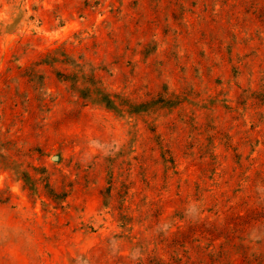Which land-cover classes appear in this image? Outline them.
<instances>
[{"label": "rangeland", "instance_id": "1", "mask_svg": "<svg viewBox=\"0 0 264 264\" xmlns=\"http://www.w3.org/2000/svg\"><path fill=\"white\" fill-rule=\"evenodd\" d=\"M0 264H264V0H0Z\"/></svg>", "mask_w": 264, "mask_h": 264}]
</instances>
